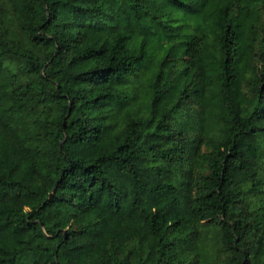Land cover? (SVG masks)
<instances>
[{
	"label": "trees",
	"instance_id": "16d2710c",
	"mask_svg": "<svg viewBox=\"0 0 264 264\" xmlns=\"http://www.w3.org/2000/svg\"><path fill=\"white\" fill-rule=\"evenodd\" d=\"M0 264H264V0H0Z\"/></svg>",
	"mask_w": 264,
	"mask_h": 264
}]
</instances>
